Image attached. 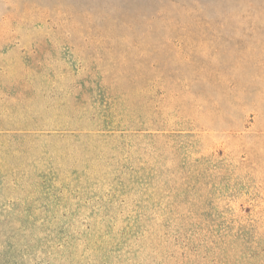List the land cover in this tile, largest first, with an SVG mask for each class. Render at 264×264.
<instances>
[{"label": "rangeland", "instance_id": "1", "mask_svg": "<svg viewBox=\"0 0 264 264\" xmlns=\"http://www.w3.org/2000/svg\"><path fill=\"white\" fill-rule=\"evenodd\" d=\"M0 264H264V0H0Z\"/></svg>", "mask_w": 264, "mask_h": 264}]
</instances>
